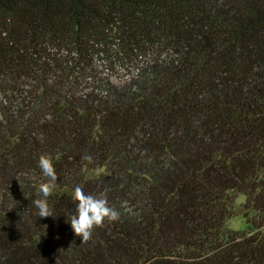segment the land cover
I'll use <instances>...</instances> for the list:
<instances>
[{"label": "trees", "instance_id": "16d2710c", "mask_svg": "<svg viewBox=\"0 0 264 264\" xmlns=\"http://www.w3.org/2000/svg\"><path fill=\"white\" fill-rule=\"evenodd\" d=\"M0 264H264V0H0Z\"/></svg>", "mask_w": 264, "mask_h": 264}, {"label": "clouds", "instance_id": "9594fccd", "mask_svg": "<svg viewBox=\"0 0 264 264\" xmlns=\"http://www.w3.org/2000/svg\"><path fill=\"white\" fill-rule=\"evenodd\" d=\"M84 160L92 162L91 156H84ZM44 177L47 182L39 185V198L33 201L38 210L36 217L41 219L53 217L52 209L49 206V197L53 195L56 188L57 174L53 165L52 158L47 155H41L38 160ZM72 200L76 202V212L71 216L69 223L73 233L78 236L81 243L89 242L93 237V232L97 228L105 225V222H114L119 219V213L112 207H109L106 193L100 197H94L85 194L80 187H75L72 193Z\"/></svg>", "mask_w": 264, "mask_h": 264}, {"label": "rangeland", "instance_id": "374dc122", "mask_svg": "<svg viewBox=\"0 0 264 264\" xmlns=\"http://www.w3.org/2000/svg\"><path fill=\"white\" fill-rule=\"evenodd\" d=\"M113 82H117V78H112ZM241 199H239L240 201ZM229 228H233V229H244L245 228V223L240 219V218H234L230 221L229 223Z\"/></svg>", "mask_w": 264, "mask_h": 264}]
</instances>
